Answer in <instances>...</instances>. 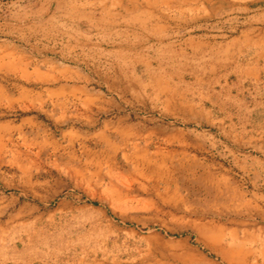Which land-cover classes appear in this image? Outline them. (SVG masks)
I'll list each match as a JSON object with an SVG mask.
<instances>
[{
	"label": "rangeland",
	"instance_id": "1",
	"mask_svg": "<svg viewBox=\"0 0 264 264\" xmlns=\"http://www.w3.org/2000/svg\"><path fill=\"white\" fill-rule=\"evenodd\" d=\"M257 2L0 0V264H264Z\"/></svg>",
	"mask_w": 264,
	"mask_h": 264
},
{
	"label": "crops",
	"instance_id": "2",
	"mask_svg": "<svg viewBox=\"0 0 264 264\" xmlns=\"http://www.w3.org/2000/svg\"><path fill=\"white\" fill-rule=\"evenodd\" d=\"M258 4H260V5H262V4H264V0H258V2H257ZM260 40L257 42H255L254 43V47H257L258 46V48H260L261 49V51H259L258 53H256L257 54V60L255 61V66H256V64H257V66L260 64V62H261V60H264V36H263V38H259ZM262 46V47H261ZM253 49V48H252ZM257 67H255V69H256ZM263 69L264 70V64H263V66L261 67V66H259V68H257V69Z\"/></svg>",
	"mask_w": 264,
	"mask_h": 264
},
{
	"label": "bare ground",
	"instance_id": "3",
	"mask_svg": "<svg viewBox=\"0 0 264 264\" xmlns=\"http://www.w3.org/2000/svg\"><path fill=\"white\" fill-rule=\"evenodd\" d=\"M126 139H128V138H126ZM127 141V140H126Z\"/></svg>",
	"mask_w": 264,
	"mask_h": 264
}]
</instances>
